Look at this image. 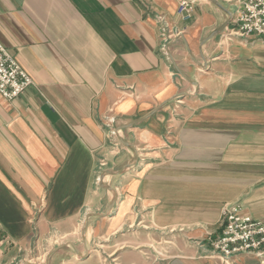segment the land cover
<instances>
[{"label":"crops","instance_id":"0c3cea01","mask_svg":"<svg viewBox=\"0 0 264 264\" xmlns=\"http://www.w3.org/2000/svg\"><path fill=\"white\" fill-rule=\"evenodd\" d=\"M180 1L0 0L34 81L0 94V264H264L210 244L264 220V36Z\"/></svg>","mask_w":264,"mask_h":264},{"label":"built area","instance_id":"2783aa9c","mask_svg":"<svg viewBox=\"0 0 264 264\" xmlns=\"http://www.w3.org/2000/svg\"><path fill=\"white\" fill-rule=\"evenodd\" d=\"M238 2L230 35L264 36V0H224ZM191 0H181L178 13L184 20L193 16ZM33 83V78L16 57L0 42V94L8 99L19 96ZM214 251L224 258L264 248V220L246 213L239 203L223 208L222 231L210 239Z\"/></svg>","mask_w":264,"mask_h":264},{"label":"rangeland","instance_id":"374dc122","mask_svg":"<svg viewBox=\"0 0 264 264\" xmlns=\"http://www.w3.org/2000/svg\"><path fill=\"white\" fill-rule=\"evenodd\" d=\"M233 19H234V18H233ZM233 19H232V22L234 23V20H233ZM232 36H234V35H232ZM16 59H17V58H16ZM33 83H34V81H33ZM33 83H32V84H33ZM29 87H30V86H29ZM29 87H28V88H29ZM24 91H25V90H24ZM24 91H23V92H24ZM23 92H22V93H23ZM22 93H21V94H22ZM21 94H20V95H21ZM1 95H2V94H1ZM20 95H19V96H20ZM19 96H17V97H19ZM3 97H4V96H3ZM15 98H16V97H15ZM6 99H8V98H6ZM115 139H116V142L119 141V139H118V140H117V138H115ZM119 143L121 144L120 141H119ZM102 164H103V163H102ZM118 171H120L119 168H116V170H113V172H118ZM58 242H61V240H59ZM162 242H163V241H162ZM159 251H162V252H163V249H159ZM157 253H158V255H159V254L161 255L160 252L157 251ZM34 257H35V253H34Z\"/></svg>","mask_w":264,"mask_h":264},{"label":"water","instance_id":"95a60500","mask_svg":"<svg viewBox=\"0 0 264 264\" xmlns=\"http://www.w3.org/2000/svg\"><path fill=\"white\" fill-rule=\"evenodd\" d=\"M229 22H230V20H229ZM229 22H228V23H229ZM228 23H227V24H228ZM227 24H226V25H227ZM133 124H134V123H133ZM110 172H113V171H110Z\"/></svg>","mask_w":264,"mask_h":264}]
</instances>
